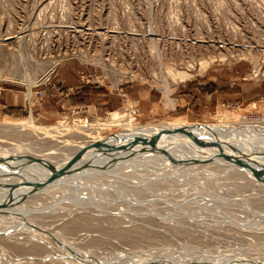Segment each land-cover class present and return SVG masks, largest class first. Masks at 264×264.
I'll use <instances>...</instances> for the list:
<instances>
[{
	"label": "rangeland",
	"instance_id": "obj_1",
	"mask_svg": "<svg viewBox=\"0 0 264 264\" xmlns=\"http://www.w3.org/2000/svg\"><path fill=\"white\" fill-rule=\"evenodd\" d=\"M218 119L264 122V0H0V139L24 155ZM137 164L29 200L0 232V264H264V177Z\"/></svg>",
	"mask_w": 264,
	"mask_h": 264
},
{
	"label": "bare ground",
	"instance_id": "obj_2",
	"mask_svg": "<svg viewBox=\"0 0 264 264\" xmlns=\"http://www.w3.org/2000/svg\"><path fill=\"white\" fill-rule=\"evenodd\" d=\"M176 74L181 77L189 76V72L184 71H178ZM218 120L219 123L215 127L179 121L152 124L139 128L130 127L106 138L91 136V139L73 140L74 142L69 143L70 148L67 149H64L66 145L63 146V149H60L51 144L38 150L40 153L38 154L40 156L45 155L46 158H39L36 154H34L36 156L27 155V153L24 155L25 150L23 151L21 148L23 145L20 149L13 146L12 142H5V140L0 139L2 143L5 142L2 145L13 148L0 153V212H11L15 215L13 216L14 221L6 222L5 226L9 225L8 228H3L4 224L0 225V232L3 230L8 235H13L8 230L16 226L15 220H27L26 217L32 215L31 213L35 211L25 203L37 197L40 193L47 192L60 185L69 184L75 179L80 180L86 176L110 172L116 169L115 166H128L137 161V165H145L147 161H158L161 166H171L172 168L215 164V168L216 166L223 167L222 169L225 167H238L236 172L242 175L255 174L264 177V122L255 120L253 122H241L242 124L237 126H230L226 124V120ZM15 124H11L10 121H3L2 128L13 127L16 126ZM19 126L22 127V125ZM142 137H146V139H142ZM63 168L65 169L64 172L56 174L57 170ZM48 178H52V180L47 182ZM258 180L262 181L261 179ZM23 227L29 229L27 231L30 236L38 237L46 244L54 243V241L49 242L48 240H51L49 235L53 237L56 232H52V234L44 227L30 225L29 223L28 225L24 224ZM59 243L62 244V242ZM164 259L167 258L164 257ZM207 259L209 260V258ZM212 259L216 258L213 257ZM217 260H222V257Z\"/></svg>",
	"mask_w": 264,
	"mask_h": 264
},
{
	"label": "water",
	"instance_id": "obj_3",
	"mask_svg": "<svg viewBox=\"0 0 264 264\" xmlns=\"http://www.w3.org/2000/svg\"><path fill=\"white\" fill-rule=\"evenodd\" d=\"M157 135V134H156ZM156 135H154V137H156ZM142 139H146V137L144 138V137H142ZM194 139H196L195 137H194ZM214 141H217V140H214ZM65 171V169L63 168V169H61V170H57V172H56V174H60V173H62V172H64ZM52 180V178H48L47 179V182H49V181H51Z\"/></svg>",
	"mask_w": 264,
	"mask_h": 264
}]
</instances>
